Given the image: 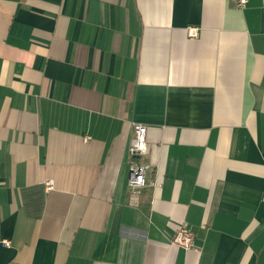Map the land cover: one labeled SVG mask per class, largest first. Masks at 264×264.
I'll use <instances>...</instances> for the list:
<instances>
[{"label":"crops","instance_id":"1","mask_svg":"<svg viewBox=\"0 0 264 264\" xmlns=\"http://www.w3.org/2000/svg\"><path fill=\"white\" fill-rule=\"evenodd\" d=\"M0 264H264V0H0Z\"/></svg>","mask_w":264,"mask_h":264},{"label":"built area","instance_id":"2","mask_svg":"<svg viewBox=\"0 0 264 264\" xmlns=\"http://www.w3.org/2000/svg\"><path fill=\"white\" fill-rule=\"evenodd\" d=\"M237 5L244 6L248 0H234ZM191 37L198 35L197 27H190ZM148 127L146 124L137 122L134 124V136L130 143V153L135 157V161L130 166L128 185L130 190V201L134 205L139 204V195L142 189L147 185V171L150 165L138 159L148 153L149 143L147 140ZM155 182V186H158ZM48 189L53 187L52 183H47ZM171 243L186 250L195 246V234L189 228L181 226L172 236Z\"/></svg>","mask_w":264,"mask_h":264}]
</instances>
